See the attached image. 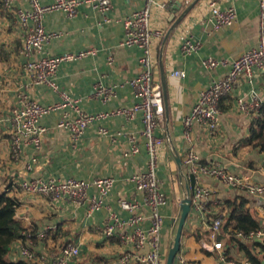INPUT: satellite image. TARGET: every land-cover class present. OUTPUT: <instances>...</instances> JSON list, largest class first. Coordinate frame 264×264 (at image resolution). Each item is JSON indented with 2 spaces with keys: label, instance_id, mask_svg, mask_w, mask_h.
<instances>
[{
  "label": "crops",
  "instance_id": "0c3cea01",
  "mask_svg": "<svg viewBox=\"0 0 264 264\" xmlns=\"http://www.w3.org/2000/svg\"><path fill=\"white\" fill-rule=\"evenodd\" d=\"M54 1L39 0L44 5ZM193 1L157 0L150 16V26L162 32V36L154 40L152 51L154 83L161 91L163 106L155 135L165 140L157 168L161 190L167 198V205L161 208L163 222L160 244L164 256L175 235L185 184H189L190 173L183 165L188 149L183 137V119L197 101L199 93L212 80L222 78L229 69L218 67L209 70L202 66V61L207 58L231 61L257 46L258 0H199L164 43L168 30ZM210 1H214L221 10L235 9V21L215 30L208 9ZM144 4L145 0H111L108 12L101 14L83 3L73 18L62 11L50 12L44 17L43 25L47 32L58 36L45 43L32 59L93 49L95 53L92 55L59 64L55 75L58 89L78 100L81 110L88 114H110L118 109L132 108L139 99L135 97L129 81L140 71L141 51L135 46L122 45L125 38L122 21L127 15L142 9ZM17 6L6 9L0 3V192L6 191L9 196L18 199L17 220L24 227L35 229L37 237L31 242V250L36 257H43L49 263L59 255L61 247L71 243L78 247L79 256L68 264H119L118 259L122 254H132L135 250L121 238L120 232L106 238L103 227L111 214L122 220L129 219L130 214L118 205L120 198L143 201V194L129 180L132 175L144 171L147 165L141 136L142 113L136 111L131 118L107 115L90 124L79 141L73 144L68 131L57 127L62 113L68 110H55L40 121L46 128L40 148L35 150L30 145H24L19 157L12 159L9 117L12 109L18 106L19 96L26 95L41 105L61 101L60 96L46 85L33 84L26 73L28 60L22 54L25 32L16 20L14 9ZM186 39L197 44L195 51L184 53L181 50ZM178 70L185 73L184 78L172 74ZM98 84L111 88L113 94L103 101L101 96L93 93ZM252 91L264 105L262 70L254 72L252 83L240 78L231 93L220 100L218 124L213 132L195 124L191 137L201 164H218L231 174L245 175L256 183L264 184V153L247 142L254 126L253 118L239 112L236 107L237 99L249 100ZM99 129L106 130V133L101 134ZM168 134L182 163L185 179L180 180L178 165L169 152L166 143ZM131 136L137 140L138 152L134 154L130 153ZM103 177L113 178L114 186L103 200L102 207L93 212L88 210V200L80 205L65 199L51 201L42 196L26 194L19 186L23 180L36 178L92 181ZM194 179L195 185L210 189L209 213L201 217L190 208L178 254L196 264H246L243 253L227 244V235L222 229L216 237L222 243V250L212 249L208 218L217 214L223 216L227 211V201L244 197L246 207L264 221V197L251 196L214 178L201 176ZM93 195L95 189L90 188L87 199ZM140 213L146 219L139 227L147 229L148 209L144 207ZM129 231L126 229V233ZM262 239H259L260 242ZM20 246L19 241L10 246L9 261L24 260Z\"/></svg>",
  "mask_w": 264,
  "mask_h": 264
},
{
  "label": "built area",
  "instance_id": "2783aa9c",
  "mask_svg": "<svg viewBox=\"0 0 264 264\" xmlns=\"http://www.w3.org/2000/svg\"><path fill=\"white\" fill-rule=\"evenodd\" d=\"M0 3L6 9L19 5L14 9V12L20 28L25 32L22 54L28 60L25 64V70L31 82L33 84L46 85L61 98L59 103L41 105L29 99L26 95L19 96L18 106L12 109L9 117L11 123L9 130L11 158L17 159L24 145H30L35 150L40 148L41 138L46 131L40 121L55 110L65 108L68 110L62 113L57 127L68 131L73 144L79 141L90 124L105 118L107 115H124L126 118H131L136 111H140L142 113L141 136L144 139L147 165L144 171L132 175L129 180L143 194V201L140 203L135 200L120 198L118 200L119 207L121 210L128 212L130 217L128 220H122L118 216L111 214L109 221L103 227V235L109 239L117 232H120L121 238L135 250L132 254H122L118 259L119 264H164L165 256L162 254L160 244L163 222L161 208L167 205V198L161 190V183L157 177V168L165 140L155 135L158 120L163 114V106L161 91L154 83L155 62L152 51L154 40L160 38L162 32L150 26L151 8L157 4V0H145L142 9L132 12L122 21L125 34L122 45L127 47L135 46L141 51L139 58L140 71L134 79L129 81V85L139 102L132 108L118 109L110 114H88L83 112L79 106V101L61 92L55 81L56 70L60 63L92 55L95 50H85L77 54H64L57 57L32 58L34 54L42 50L45 43L58 36L45 30L43 20L46 14L53 11H62L67 17L73 18L77 13L78 7L83 3L90 5L101 14H106L111 7V0H55L47 5L41 4L39 0H0ZM208 9L215 30L231 25L236 19L235 9L221 10L214 1L208 3ZM196 48L197 44L189 39L184 40L181 46V50L184 53L195 51ZM109 61H111V58H109ZM202 66L209 70L218 67H228L229 69L222 78L212 80L209 86L199 93L197 101L183 119V137L188 145L183 165L187 167L194 178L201 176L214 178L226 186L240 188L251 196L264 197V184L256 183L245 175L231 174L218 164H201L191 137V131L195 124L204 126L210 132L216 129L219 102L231 93L240 78L252 83L256 70L264 72V0H258L257 46L231 61L225 59L215 60L213 58L204 59ZM172 74L181 78L185 77V73L179 70L174 71ZM93 93L96 96H101L104 101L113 94V90L98 84ZM261 104L254 91H252L249 100L238 98L236 101L237 110L252 118L259 116ZM99 132L105 134L106 130L99 129ZM136 141L135 136L130 137L131 154L138 152ZM127 155L125 154V156ZM32 161H35V159ZM19 186L26 194L42 196L51 201L65 199L73 204L80 205L88 200V210L93 212L102 207L103 200L114 186V179L103 177L92 181H84L74 178H36L23 180ZM90 188L95 189V195L87 199V193ZM210 195L209 188L194 185L191 195V208L201 217H205L209 213L207 205ZM144 207L149 212L147 217L149 227L147 229L139 227L146 219L140 213V210ZM221 219L222 216L219 214L208 218L210 239L213 241L212 249L219 251L222 250V243L217 241L216 237L220 231ZM126 229H130L129 233H126ZM236 236L243 238L240 234ZM262 238L263 233L258 231L250 233L247 238L244 237L243 239L261 240ZM20 253L23 259L35 264H68L78 258L79 249L75 245L68 243L61 248L59 255L49 263H46L43 257H36L28 245H21ZM221 257L222 260L225 259L222 254ZM174 264L196 263L189 262L182 255L177 254ZM229 264L236 263L229 262Z\"/></svg>",
  "mask_w": 264,
  "mask_h": 264
},
{
  "label": "trees",
  "instance_id": "16d2710c",
  "mask_svg": "<svg viewBox=\"0 0 264 264\" xmlns=\"http://www.w3.org/2000/svg\"><path fill=\"white\" fill-rule=\"evenodd\" d=\"M253 123L254 126L247 142L264 153L263 104H261L259 109V116L253 118ZM246 203L247 200L244 197H238L234 201H227L225 204L227 211L222 216L220 229L227 235V244L235 246L242 252L248 264H263L264 221L254 216L246 207ZM18 206L17 198L9 196L6 191L0 192V264H32V262H28L25 259L17 262L8 260L9 249L13 243L19 241L21 245H28L31 249V244L37 237L35 229L24 227L17 220L16 212ZM258 231L263 233L261 242L254 239H243L244 237L247 238L250 233ZM237 234H240L243 238L237 237Z\"/></svg>",
  "mask_w": 264,
  "mask_h": 264
},
{
  "label": "water",
  "instance_id": "95a60500",
  "mask_svg": "<svg viewBox=\"0 0 264 264\" xmlns=\"http://www.w3.org/2000/svg\"><path fill=\"white\" fill-rule=\"evenodd\" d=\"M199 0H194L188 7L187 9L183 12L181 18L179 20H177L172 26L171 28L168 30V32L165 35L164 38V43L166 42V40L168 39L170 33L172 32V30L175 28V26L180 22V20L185 16V14L198 2ZM178 5V4H177ZM162 93H163V101H164V105H165V112L167 111L166 109V90L163 84L162 87ZM166 143L169 149L170 154L172 155L173 159L175 160V162L178 165L179 168V177L180 180L185 179V174L183 172V167H182V163L180 161V158L177 155L174 143L172 141V138L170 136V134L167 135L166 137ZM189 178V184H185V192L183 195V198L180 201V214L178 217V221H177V227H176V231H175V235L173 238V241L167 251L166 257H165V263L164 264H174L175 261V257L179 252V248H180V240H181V235H182V231L186 222V219L189 215L190 212V208H191V195H192V191L194 189V185H195V179L194 176L192 174L188 175ZM260 242V240H258ZM264 264V262H263Z\"/></svg>",
  "mask_w": 264,
  "mask_h": 264
},
{
  "label": "rangeland",
  "instance_id": "374dc122",
  "mask_svg": "<svg viewBox=\"0 0 264 264\" xmlns=\"http://www.w3.org/2000/svg\"><path fill=\"white\" fill-rule=\"evenodd\" d=\"M166 254H167V252H166ZM166 256V255H165Z\"/></svg>",
  "mask_w": 264,
  "mask_h": 264
}]
</instances>
